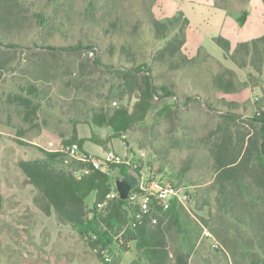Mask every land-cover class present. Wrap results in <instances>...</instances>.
Segmentation results:
<instances>
[{
    "label": "rangeland",
    "instance_id": "374dc122",
    "mask_svg": "<svg viewBox=\"0 0 264 264\" xmlns=\"http://www.w3.org/2000/svg\"><path fill=\"white\" fill-rule=\"evenodd\" d=\"M153 1L0 0V264H152L125 241L131 221L105 244L91 246L98 225L83 234L62 221L23 167L77 173V160L48 154L75 132L111 137L91 117L133 110L140 80L126 73L137 66L155 87L146 119L105 147L86 142L84 149L122 157L124 167L109 175L114 186L126 176L136 179L135 170H153L187 195L175 207L171 230L168 212H156L157 223L149 225L163 232L171 261L188 255L189 264H248L223 243L236 241L235 229L245 239L249 234L244 217L226 211L214 151L222 138H231L232 147L246 139L250 120L264 115V61L260 74L249 63L240 69L214 44L188 57L178 44L183 20L154 28ZM215 80L231 82L233 90L220 91ZM92 202L84 209L88 223Z\"/></svg>",
    "mask_w": 264,
    "mask_h": 264
},
{
    "label": "trees",
    "instance_id": "16d2710c",
    "mask_svg": "<svg viewBox=\"0 0 264 264\" xmlns=\"http://www.w3.org/2000/svg\"><path fill=\"white\" fill-rule=\"evenodd\" d=\"M262 2L264 5V0ZM179 19H182L187 26V21L181 14L166 19L164 24L152 19V25L154 28H166V26H173ZM244 19L245 15L240 21ZM156 31L159 32L158 29ZM179 34L178 44L182 46L185 42L184 30L181 29ZM213 42L225 56H229L236 67L241 69L249 63L258 74L261 73L264 61L262 57L264 36L240 43L233 51L229 42L221 37L214 38ZM6 48L13 50L15 46L7 45ZM96 65H100L99 60L96 61ZM142 69V66H137L126 73L131 78L139 76L140 80L139 96L132 111L120 107L111 112L95 113L91 117L92 125L98 128H110L113 132L111 137L101 140L94 132H91L88 138H79L75 132L67 139L62 138V145L76 143L82 150L86 142H91L105 147L112 140L128 132L136 123L143 122L152 109L155 87L149 75H146ZM215 85L224 93L233 90L231 82L223 83L221 80H215ZM22 144L25 145L23 142ZM231 145V138H222L215 147V181L219 185V193L225 198L226 211L244 217L245 222L241 225L247 230L249 239L243 238L241 232L235 229L233 232L236 241L224 240L223 243L232 252L239 251L240 258L248 261V264H264V115L250 120V132L246 134V139L238 140L233 147ZM48 155L62 156L59 152ZM23 167L25 174L62 221L81 230L83 234L94 232L93 226L98 225L99 230L95 232L97 240L91 246L105 244L114 233L128 227L131 221L130 235H124L125 241H133L136 250L143 253L152 264H189L188 255H177L174 261L170 260L163 232L149 227L151 224L149 216H145L138 222L134 220L133 210L129 207L127 200H120L119 196L112 199L108 197L112 192H117L111 183L110 174L94 170L87 164L79 165V170H87V173L80 176L64 171L54 174L34 164H24ZM123 167V165L111 166L110 171L114 170L113 168ZM134 172L139 174V170ZM125 178L131 185L132 191H135L137 179L129 176ZM91 197H93L92 220L88 223L85 221L84 209L86 201ZM102 205L103 207H100ZM176 206L172 203L170 209L166 211L170 213L167 230H171L176 225L178 218ZM128 211L130 218H128Z\"/></svg>",
    "mask_w": 264,
    "mask_h": 264
},
{
    "label": "crops",
    "instance_id": "0c3cea01",
    "mask_svg": "<svg viewBox=\"0 0 264 264\" xmlns=\"http://www.w3.org/2000/svg\"><path fill=\"white\" fill-rule=\"evenodd\" d=\"M152 12L157 20L181 14L187 21L183 47L190 58L207 44L216 45L213 42L216 37L227 40L233 51L240 43L264 36L262 0H155ZM243 15L245 19L241 22ZM82 150L92 155L84 146Z\"/></svg>",
    "mask_w": 264,
    "mask_h": 264
},
{
    "label": "built area",
    "instance_id": "2783aa9c",
    "mask_svg": "<svg viewBox=\"0 0 264 264\" xmlns=\"http://www.w3.org/2000/svg\"><path fill=\"white\" fill-rule=\"evenodd\" d=\"M256 115L258 116L259 113ZM59 153L65 158L77 160L79 164H87L94 170L107 174H110L111 166L122 165L124 162L122 157L112 150L104 152L102 156H93L80 150L76 143L62 145ZM77 173H74V175L80 176L87 173V170L82 169ZM136 179L135 191L130 192L127 201L129 207L133 210L134 220L138 222L145 216H149L151 224H156L157 220L153 216L154 213L168 211L172 203L178 206L187 202V195L181 194V190L176 184L169 179L161 178L153 170L139 171V174H136ZM117 196V192H112L108 197L112 199ZM100 207H103V205ZM204 235L210 236L208 232H204ZM96 240L97 237L92 236V241ZM94 252L104 261H110L108 254L101 248H96Z\"/></svg>",
    "mask_w": 264,
    "mask_h": 264
},
{
    "label": "water",
    "instance_id": "95a60500",
    "mask_svg": "<svg viewBox=\"0 0 264 264\" xmlns=\"http://www.w3.org/2000/svg\"><path fill=\"white\" fill-rule=\"evenodd\" d=\"M115 189L117 191L119 199L123 201H126L128 199L129 194L132 191V187L127 182V180H116Z\"/></svg>",
    "mask_w": 264,
    "mask_h": 264
}]
</instances>
